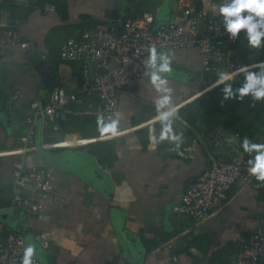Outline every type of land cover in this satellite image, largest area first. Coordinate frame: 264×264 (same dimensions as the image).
<instances>
[{"label":"crops","instance_id":"0c3cea01","mask_svg":"<svg viewBox=\"0 0 264 264\" xmlns=\"http://www.w3.org/2000/svg\"><path fill=\"white\" fill-rule=\"evenodd\" d=\"M46 2L55 10L43 11ZM222 2L196 0L194 6L219 16ZM130 8L152 13L156 22L183 19L176 0H0V27L16 24L28 43L24 48L0 40V239L9 230H23L26 247H33L32 264H231L239 242L253 231L264 232V181L248 172L246 180L233 183L227 198L216 201L204 219L178 211L182 192L211 155L205 145L209 135L198 134L182 115L208 91L222 106L239 98H226L223 84L214 86L209 79L213 68L202 67L196 48L165 51L172 70L162 75L172 89L175 112L170 135L179 136L178 141L160 138L163 124L153 118L158 113L157 94L145 68L140 81L118 96L116 127L121 134L87 146L51 147L49 143L65 133L95 137L105 133L97 116L57 112L53 123L38 126L30 148L21 153L30 102H45L53 85L71 91L82 83L78 62L59 55L63 42L76 30L108 26ZM236 52L246 60L242 66L231 70L216 64L231 75L233 90L243 83L253 62L264 60V47L250 48L243 34L230 44L232 60ZM251 98L256 110L264 108V99ZM98 102L97 97L79 94L72 106ZM245 122L251 141L263 144L264 112L253 111ZM213 133L227 139L220 156L239 148L236 132L218 126ZM19 161L26 169L37 166L47 172L51 192H38L32 184L14 185L12 169ZM14 192L34 197L38 206L13 205ZM185 236L187 246L172 255L173 246Z\"/></svg>","mask_w":264,"mask_h":264},{"label":"built area","instance_id":"2783aa9c","mask_svg":"<svg viewBox=\"0 0 264 264\" xmlns=\"http://www.w3.org/2000/svg\"><path fill=\"white\" fill-rule=\"evenodd\" d=\"M195 1L176 0L181 8V21L156 22L152 13L130 8L106 27L74 31L60 46L59 55L78 62L82 83L77 90L71 91L53 85L45 102L38 99L30 102V109L25 113L26 128L21 153L30 148L38 126L53 123L57 112L82 118L97 116L103 122L105 133L98 137L65 133L58 141L49 143L51 147L87 146L98 139L121 134L123 130L116 127L118 96L140 81L153 49L161 53L169 49L196 48L205 70L214 68L216 64L230 69L233 57L229 55V48L233 39L224 31L220 17L204 7L196 8ZM54 10L53 3L43 4V11ZM0 40L28 47V43L21 39L16 24L0 27ZM79 94L97 97L99 102L88 103L82 108L73 107ZM153 118L159 119V113ZM226 144L227 139L222 135L213 133L206 137L205 145L211 154L209 162L182 192L177 207L180 213L204 219L216 201L227 198L233 183L246 180L250 172L248 156L253 153L237 148L222 157L220 152ZM12 176L14 185L32 184L38 192H51L49 174L37 166L26 169L22 161L16 162ZM34 199L14 192L11 203L38 206ZM2 229L0 222V232ZM26 249L23 230H9L4 239H0V264H23ZM233 259L235 264H264V232L253 231L239 242ZM35 262L32 254L31 264ZM127 264L139 263L130 261Z\"/></svg>","mask_w":264,"mask_h":264},{"label":"clouds","instance_id":"9594fccd","mask_svg":"<svg viewBox=\"0 0 264 264\" xmlns=\"http://www.w3.org/2000/svg\"><path fill=\"white\" fill-rule=\"evenodd\" d=\"M218 15L224 31L230 39L243 34L247 44L252 49L264 47V0H223L218 5ZM171 68V56L166 52L158 53L152 50L145 70V77L152 86L156 95V107L163 124L161 139L170 137L179 140V136L171 134V120L175 115L172 110V89L162 73H168ZM231 75L220 72L214 86L223 84V93L226 98L251 96L256 100L264 99V60L255 61L245 71L243 83L233 90L230 82ZM242 146L245 151L254 153L249 160V171L259 181H264V144L244 138ZM33 247L29 245L25 251L23 264H31Z\"/></svg>","mask_w":264,"mask_h":264},{"label":"trees","instance_id":"16d2710c","mask_svg":"<svg viewBox=\"0 0 264 264\" xmlns=\"http://www.w3.org/2000/svg\"><path fill=\"white\" fill-rule=\"evenodd\" d=\"M245 61L244 57H241L239 52H236L230 69L233 70L242 66ZM222 70L223 65L214 66L209 79L216 81L218 74ZM240 86L239 84L238 87ZM220 88L221 86H218V89ZM251 100L252 98L248 96L237 98L236 100L232 99L227 105L222 106L218 98L208 91L196 98L194 107L182 115V119L198 134H202L205 137L210 135L214 128L218 126L236 132L239 137V148H243L242 143L245 137L250 141L252 140V135L248 128L249 125L245 122L246 116L250 115L253 111L257 112L260 110V112H264L262 105L258 110H256V106H250Z\"/></svg>","mask_w":264,"mask_h":264},{"label":"water","instance_id":"95a60500","mask_svg":"<svg viewBox=\"0 0 264 264\" xmlns=\"http://www.w3.org/2000/svg\"><path fill=\"white\" fill-rule=\"evenodd\" d=\"M38 134L40 135V128L38 129ZM188 241H189V236H185L183 237L181 240H179L177 242V244H175L171 250V254H176L178 253L179 251L183 250L187 244H188ZM231 264H235V260L233 259Z\"/></svg>","mask_w":264,"mask_h":264},{"label":"rangeland","instance_id":"374dc122","mask_svg":"<svg viewBox=\"0 0 264 264\" xmlns=\"http://www.w3.org/2000/svg\"><path fill=\"white\" fill-rule=\"evenodd\" d=\"M228 73V72H227ZM227 82H230V81H227Z\"/></svg>","mask_w":264,"mask_h":264}]
</instances>
